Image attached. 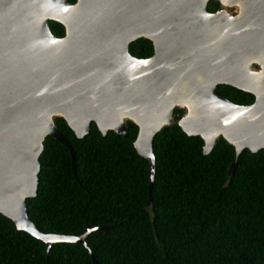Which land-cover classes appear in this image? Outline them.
<instances>
[{
	"label": "water",
	"instance_id": "95a60500",
	"mask_svg": "<svg viewBox=\"0 0 264 264\" xmlns=\"http://www.w3.org/2000/svg\"><path fill=\"white\" fill-rule=\"evenodd\" d=\"M0 0V213L45 244H81L99 264L83 234L41 230L28 216L36 196L39 156L50 135L75 153L57 127L63 118L78 138L91 122L105 135H126L148 161V204L155 174L154 136L177 123L203 140L208 154L220 138L234 147L231 177L244 149L264 150V0ZM227 6L238 11L232 15ZM242 7V8H241ZM48 20L64 26L56 36ZM152 42L146 58L129 53L137 38ZM261 65V69L253 63ZM254 95L234 103L217 88ZM181 109L176 120L174 110Z\"/></svg>",
	"mask_w": 264,
	"mask_h": 264
},
{
	"label": "trees",
	"instance_id": "16d2710c",
	"mask_svg": "<svg viewBox=\"0 0 264 264\" xmlns=\"http://www.w3.org/2000/svg\"><path fill=\"white\" fill-rule=\"evenodd\" d=\"M73 3L75 0H68ZM218 6L209 0L208 10ZM56 36L64 26L48 20ZM137 57L152 55V42H130ZM219 91L230 101L249 104L254 96L227 84ZM175 119L181 109L174 110ZM55 123L75 153L48 135L38 163L36 196L27 198V213L41 230L80 235L108 225L86 238L99 264H264V150L244 149L230 178L234 147L220 138L208 154L203 140L187 135L177 123L162 128L152 143L155 174L148 204V161L128 133L103 135L94 122L78 138L67 122ZM0 264H93L78 243L45 244L18 230L0 213Z\"/></svg>",
	"mask_w": 264,
	"mask_h": 264
},
{
	"label": "flooded vegetation",
	"instance_id": "af4514ba",
	"mask_svg": "<svg viewBox=\"0 0 264 264\" xmlns=\"http://www.w3.org/2000/svg\"><path fill=\"white\" fill-rule=\"evenodd\" d=\"M217 3H218V6L214 9V10H208L209 12H215L216 10H218L219 8H221V6H220V2L218 1V0H215ZM208 3V2H207ZM228 7V6H227ZM226 7V9L232 14V15H235L236 13H237V11H238V8L237 7H235V6H233V7H231V9L229 10L228 8ZM206 8H207V6H206ZM242 8V7H241ZM130 53V52H129ZM131 54V53H130ZM151 56V55H150ZM137 57V56H136ZM141 58V57H140ZM253 66L257 69V71H259L260 69H261V65H259L258 63H253ZM220 85V84H219ZM217 88H218V85H217ZM219 90V89H218ZM253 95V94H252ZM254 96V95H253ZM253 101H254V99H253ZM252 101V102H253ZM251 102V103H252ZM251 103H249V104H251ZM241 105H248V104H241ZM182 113H183V111H182ZM182 115V114H181Z\"/></svg>",
	"mask_w": 264,
	"mask_h": 264
},
{
	"label": "rangeland",
	"instance_id": "374dc122",
	"mask_svg": "<svg viewBox=\"0 0 264 264\" xmlns=\"http://www.w3.org/2000/svg\"><path fill=\"white\" fill-rule=\"evenodd\" d=\"M227 8L230 10L231 9V6H228Z\"/></svg>",
	"mask_w": 264,
	"mask_h": 264
}]
</instances>
